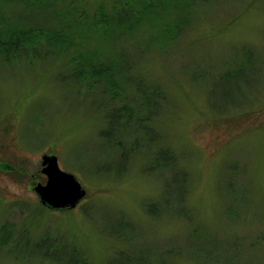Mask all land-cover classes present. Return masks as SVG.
I'll return each instance as SVG.
<instances>
[{
  "label": "rangeland",
  "instance_id": "obj_1",
  "mask_svg": "<svg viewBox=\"0 0 264 264\" xmlns=\"http://www.w3.org/2000/svg\"><path fill=\"white\" fill-rule=\"evenodd\" d=\"M113 1L75 0L72 6L79 8L73 16L63 21V15H55L52 21L36 3L0 0L1 30L22 23L17 27L63 28L67 36L62 49L38 43L54 53L37 61L3 63L0 55V226L9 232L7 243L0 244V264H55L34 254L24 244L26 235L15 246L21 232L31 243L43 236L67 240L91 264H107L118 251L148 264H264V111L260 121L236 131L213 127L217 115L208 110L204 83L222 60L232 66L237 48L248 51L259 70L249 76L259 87L253 108L264 109V0L199 3L190 23L169 43L163 34L155 35L154 23H139V34L154 37L140 50L123 36L90 27L91 17L109 14ZM68 4L57 0L54 9H70ZM79 10L88 16L86 27L73 22ZM244 52L238 59H246ZM86 57L93 65L117 66L118 82L129 73L122 67L128 60L132 72L164 93L150 120L158 135L150 151L168 147L176 155V168L187 171L189 220L173 216L166 205L165 199L181 187L170 169H145L149 149L136 150L117 172L103 171L116 164L120 145L136 134L111 142L99 136L105 123L91 98L108 85L105 77L86 80L84 72L78 74V68L86 70ZM119 91L129 93L130 86L123 84ZM44 153L56 155L60 168L83 184L86 194L74 208L40 206L32 187L44 183Z\"/></svg>",
  "mask_w": 264,
  "mask_h": 264
},
{
  "label": "trees",
  "instance_id": "obj_2",
  "mask_svg": "<svg viewBox=\"0 0 264 264\" xmlns=\"http://www.w3.org/2000/svg\"><path fill=\"white\" fill-rule=\"evenodd\" d=\"M14 1L24 5L25 2L29 5L36 3L34 6L40 8V14H45L48 17L52 15L50 17L52 21L55 15H63L62 19L64 21L67 19V17L64 16H73L78 11L76 8H79L78 6L73 8L72 5L75 0H69L70 4H68V6L70 9L60 10V12L54 9V3L57 0ZM197 1L198 3L194 0H114L110 7L109 14L95 13V15L93 14L94 16L91 17L89 24L95 31H103L104 34L111 33L114 38L123 36L122 41H127L129 44H137V49L140 50L142 46L154 42V40L151 39L154 37H144V35L139 34L137 31L139 23H154L155 35L163 34L166 42L169 43L176 39L180 33L183 32L185 26L190 23L195 15V6L200 5L199 3L203 4L215 0ZM169 11L171 13L167 14ZM80 12L81 10L77 13V20L75 19L73 22L86 27L83 18L86 21L88 16H85V11ZM170 15H172V17L168 18ZM2 19L4 18L0 17L1 22L3 21ZM6 24L7 22H5V25ZM68 24L69 22L67 21L66 25ZM9 25L8 23V28L0 29V55L3 63L15 61H25L29 63V61L44 59L48 57L49 54L54 53L53 49L49 51L46 49L48 48L47 46H38V43L41 44L44 42L53 44L62 49L61 45L67 40V36L61 33L63 28L49 29L44 25L47 29L33 28L32 26H29L27 29H22L17 27H23L24 24L22 23H16L14 27ZM40 26L43 25L40 24ZM124 35H127V37H124ZM237 49L231 56V58L233 57V59H235L231 63L232 66H225L224 64H226V62L224 61L226 60H222V67L220 69L213 67L212 72L207 73L209 74L208 80L204 82L208 110L213 115H217L215 116L216 120H214V118L211 125L213 127L218 125L225 126V130L229 132L231 127L236 131L247 122H250L251 125L257 123V121H260L261 114L264 111V109L253 108L256 99L260 98L258 94V85L254 84L253 78L249 77L253 76V73L250 71H259L255 63L252 64L253 55L248 51L244 52L241 49L237 51ZM241 52L246 54V59H238L240 56L239 53ZM73 58L75 57L73 56ZM91 62V58L86 57V64L82 65L86 67V70L83 71L84 69L80 67L77 69L79 72L78 74L83 75L82 72H84L86 80H89V75L91 77H102L101 79L105 77V83L108 85L109 89L114 92V95H109L110 91H108V87H104L103 85L98 89L100 94L91 98V105L96 106L98 110L100 109L102 113L101 118L104 119L105 123L104 127L98 132L99 136L103 140L111 142V140L114 141L117 136L121 134H136V136L124 146L120 141L116 142V145L121 144L116 164L108 165L103 171L117 172L115 168H120L117 165L125 164L136 150L141 148L146 150L149 149L147 152V161L149 163L146 165L145 169H157L160 167L170 169L171 173L174 174L173 182L178 183L181 187L178 189V194H170L169 197L165 199L166 205H169L173 216L189 220V211L184 206L188 192V187L185 185V180L188 178L187 171L183 168H176V155L168 147H159L156 150L153 149L150 151V147L158 139L156 131L150 126V120L160 110L161 101L165 98L164 93L159 86L152 87V85L145 82L141 75L132 72L128 66V60L122 62L123 69L129 72L125 76V81L123 82H118V80L115 79L118 70L114 67L117 66H107L105 63L93 65ZM123 84L130 86L131 92L121 93L119 90L122 88ZM88 87H91L90 83ZM245 87H249V91H246ZM116 98H118L117 101L115 100ZM216 121H220V123ZM4 167L10 168L7 165H4ZM122 169H120V171ZM182 176L184 177L183 183H181ZM40 206L48 209L41 204ZM6 230L8 229L5 225L0 226V244L2 246H4L8 240L7 235L9 232ZM115 233L120 237L122 236L121 231H115ZM23 236L30 241L27 234L21 232L14 237L15 240L13 244L19 246ZM28 240H24V244L26 246L30 244L33 248V253L43 260H48L55 264H91L81 250L60 237L43 236L32 243L31 241L29 243ZM13 244L11 243L10 246H13ZM115 255L116 256H113L107 264H148L146 259L141 256L126 255L124 251H118Z\"/></svg>",
  "mask_w": 264,
  "mask_h": 264
},
{
  "label": "water",
  "instance_id": "obj_3",
  "mask_svg": "<svg viewBox=\"0 0 264 264\" xmlns=\"http://www.w3.org/2000/svg\"><path fill=\"white\" fill-rule=\"evenodd\" d=\"M40 159L44 183L32 187L40 204L56 210L74 208L86 194L83 184L72 172L60 168L56 155L44 153Z\"/></svg>",
  "mask_w": 264,
  "mask_h": 264
}]
</instances>
